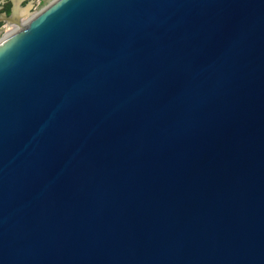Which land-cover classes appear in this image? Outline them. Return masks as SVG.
<instances>
[{
  "label": "water",
  "instance_id": "1",
  "mask_svg": "<svg viewBox=\"0 0 264 264\" xmlns=\"http://www.w3.org/2000/svg\"><path fill=\"white\" fill-rule=\"evenodd\" d=\"M13 27L0 264H264V0H54Z\"/></svg>",
  "mask_w": 264,
  "mask_h": 264
},
{
  "label": "flooded vegetation",
  "instance_id": "2",
  "mask_svg": "<svg viewBox=\"0 0 264 264\" xmlns=\"http://www.w3.org/2000/svg\"><path fill=\"white\" fill-rule=\"evenodd\" d=\"M40 2L41 0H0V31H6L9 24L37 12Z\"/></svg>",
  "mask_w": 264,
  "mask_h": 264
},
{
  "label": "rangeland",
  "instance_id": "3",
  "mask_svg": "<svg viewBox=\"0 0 264 264\" xmlns=\"http://www.w3.org/2000/svg\"><path fill=\"white\" fill-rule=\"evenodd\" d=\"M54 0H41L40 4L38 5L37 7V12H39L40 10H42L44 7H46L47 5H49L51 2H53ZM7 31L5 30H1L0 31V39H3L4 38V34L6 33Z\"/></svg>",
  "mask_w": 264,
  "mask_h": 264
},
{
  "label": "bare ground",
  "instance_id": "4",
  "mask_svg": "<svg viewBox=\"0 0 264 264\" xmlns=\"http://www.w3.org/2000/svg\"><path fill=\"white\" fill-rule=\"evenodd\" d=\"M32 18V17H31ZM31 18H28V19H26L24 22H23V24H25L28 20H30ZM16 29H18V27H13V28H11V29H9L6 33H5V35H4V38L5 37H7V36H9L11 33H13L14 31H16Z\"/></svg>",
  "mask_w": 264,
  "mask_h": 264
},
{
  "label": "built area",
  "instance_id": "5",
  "mask_svg": "<svg viewBox=\"0 0 264 264\" xmlns=\"http://www.w3.org/2000/svg\"><path fill=\"white\" fill-rule=\"evenodd\" d=\"M4 35H5V34H4ZM4 35H3V36H4Z\"/></svg>",
  "mask_w": 264,
  "mask_h": 264
}]
</instances>
